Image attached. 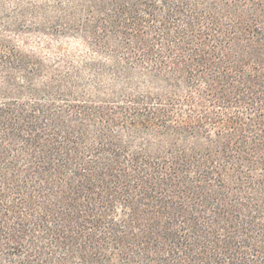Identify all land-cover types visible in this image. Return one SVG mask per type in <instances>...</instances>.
<instances>
[{
    "label": "trees",
    "instance_id": "1",
    "mask_svg": "<svg viewBox=\"0 0 264 264\" xmlns=\"http://www.w3.org/2000/svg\"><path fill=\"white\" fill-rule=\"evenodd\" d=\"M0 264H264V0H0Z\"/></svg>",
    "mask_w": 264,
    "mask_h": 264
}]
</instances>
